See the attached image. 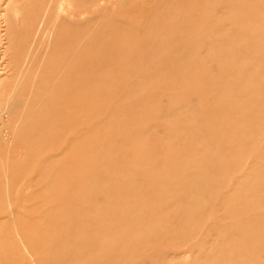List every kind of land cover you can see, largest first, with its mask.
Returning <instances> with one entry per match:
<instances>
[{
  "label": "rangeland",
  "instance_id": "374dc122",
  "mask_svg": "<svg viewBox=\"0 0 264 264\" xmlns=\"http://www.w3.org/2000/svg\"><path fill=\"white\" fill-rule=\"evenodd\" d=\"M6 1L0 264H264V0Z\"/></svg>",
  "mask_w": 264,
  "mask_h": 264
},
{
  "label": "bare ground",
  "instance_id": "6f19581e",
  "mask_svg": "<svg viewBox=\"0 0 264 264\" xmlns=\"http://www.w3.org/2000/svg\"><path fill=\"white\" fill-rule=\"evenodd\" d=\"M10 1H11V2H10ZM27 1H28V0H27ZM29 1H30V0H29ZM17 2H18V0H13V1H12V0H8V1H6V3H7V8H8V9H7V12H8V10H9L10 8H12L14 5H16ZM31 2H32V1H31ZM31 2H30V4H32ZM33 2L36 4V2H35L34 0H33ZM27 3H28V2H27ZM34 3H33V4H34ZM8 5H9V7H8ZM26 5H27V4H26ZM28 5H29V4H28ZM28 5H27V6H28ZM61 5H62V4H61ZM261 5H262V4H261ZM31 6H32V5H31ZM35 6H36V5H35ZM28 7H29V6H28ZM60 7H62V6H60ZM60 7H59V8H60ZM63 7H65V6H63ZM15 8H16V7H15ZM29 8H30V7H29ZM31 8H32V7H31ZM33 8H34V5H33ZM20 9H21V8H19V10H20ZM26 9H27V8H26ZM34 9H36V8H34ZM31 11L34 12V10H31ZM31 11H30V12L27 11V12H29V13L31 14ZM54 11H55V10H54ZM61 11H62V9H61ZM25 12H26V11H25ZM33 12H32V15H30V14H28V13H27V14L33 17L34 15H36V14H33ZM52 12H53V10L51 11V13H52ZM4 13H5V12H4ZM7 14L9 15V13H7ZM17 14H18V13H17ZM27 14H26V15H27ZM59 14H60V13H59ZM59 14H58V15H59ZM55 15H56V13H55ZM46 16H47V15H46ZM53 16H54V15H53ZM53 16H52V17H53ZM24 17H25V16H24ZM57 17H59V16H57ZM57 17H56V19H57ZM7 19H8V17L6 18V20H7ZM34 19L37 20V18H34ZM48 19H49V18H48ZM56 19H55V20H56ZM58 19H60V18H58ZM61 19H63V18H61ZM19 20H20V19H19ZM32 20H33V19H32ZM41 20H42V19H41ZM43 20H44V19H43ZM28 21H30V19L27 20L26 23H28ZM49 21H50V20H49ZM56 21H58V20H56ZM56 21H55V22H56ZM61 21H62V20H61ZM61 21L59 20L57 23L59 24V22H61ZM64 21L66 22V20H63L62 22H64ZM8 22H9V20H8ZM8 22H7V24L10 25V26H9V28H10V27H11V23L9 24ZM36 22H37V21H36ZM36 22H34V20H33V23H34V24H36ZM41 22H43V21H41ZM41 22H40V23H41ZM53 22H54V21H53ZM67 22H68V21H67ZM38 23H39V22H37V25H38ZM45 23H46V21H45ZM20 24H21V23H20ZM24 24H25V23H24ZM34 24H32V26H34ZM41 24H42V23H41ZM47 24H48V21H47ZM52 24H53V23H52ZM54 24H55V23H54ZM58 24H57V25H58ZM70 24H71V23H70ZM27 25H29V23H28ZM27 25H26L25 27H27ZM43 25H44V24H43ZM61 25L63 26V25H65V24H61ZM6 26H7V25H6ZM35 26H36V25H35ZM35 26H34V27H35ZM46 26H47L48 30H46V29H47ZM46 26H44V27H45V28H44L45 30H44V29H42V30H44V31L46 32L47 35H45V34H43V33H42L43 35L40 34L41 36H43L42 38H41V36L39 37V38L42 39L41 41L46 40V39H48L50 36H52V35H51V31L53 30L54 27H53L52 25H50V26L46 25ZM25 27L23 26V30H24ZM29 27H30V26H29ZM40 27H42V26H39V28H40ZM51 27H52V30H51ZM73 27H74V25H73ZM5 28L7 29V27H5ZM55 28H56V27H55ZM55 28H54V29H55ZM67 28H68V30H69V26H68ZM75 28H76V27H74V30H76ZM77 28H78V27H77ZM32 29H33V28L31 27L29 30H32ZM36 29H37V28H36ZM58 29H59V28H58ZM60 29H61V28H60ZM71 29H72V28H71ZM71 29H70V30H71ZM112 29H115V28H112ZM8 30H9V29H8ZM42 30H41V31L38 30V32H36V31H35V32L39 34V31L42 32ZM74 30H72V31H74ZM120 30H122V29H119V31H120ZM126 30H127V29H126ZM126 30H125V31H126ZM4 31H6V30H4ZM4 31H3V32H4ZM77 31H78V30H77ZM79 31H80V30H79ZM111 31H112V30H111ZM32 32H33V30H32ZM32 32H30V34H31ZM35 32H34V33H35ZM49 32H50V33H49ZM113 32H114V31H113ZM116 32H117V31H116ZM116 32H115V33H116ZM120 32H121V31H120ZM120 32H119V34H120ZM10 33H12V32H10ZM28 33H29V32H28ZM28 33H27V35H29ZM36 33H35V36L37 37L38 34L36 35ZM105 33H107V32H105ZM110 33H111V32H110ZM115 33H114V34H115ZM122 33H123V32H122ZM52 34H53V33H52ZM54 34H55V31H54ZM80 34H81V31H80L79 33H77L76 35H75V33H74L73 36H76V37H77V36L80 35ZM111 34H112V33H111ZM116 34H117V33H116ZM8 35H9V34H8ZM25 35H26V34H25ZM27 35H26V36H27ZM44 35H45V36H44ZM5 36H6V35H5ZM26 36H25V37H26ZM38 36H39V35H38ZM120 36H121V34H120ZM6 37H7V36H6ZM36 37H35V38H36ZM52 37H54V36H52ZM81 37H82V34H81ZM81 37H80V38H81ZM39 38H38V39H39ZM50 38H51V37H50ZM71 38H72V37H71ZM10 39H11V38H10ZM33 39H34V38H33ZM38 39H36V40H38ZM51 39H52V38H51ZM51 39H50V40H51ZM76 39L78 40V38H75V40H76ZM82 39H83V38H82ZM85 39H86V40H85ZM85 39L82 40V42H85V41H86V42H89V40H91V39H89V38H88L89 40H88L87 38H85ZM120 39H122V38H120ZM17 40H18V39H17ZM17 40H16V41H17ZM24 40H26V39L24 38ZM24 40H23V41H24ZM36 40H35V42H36ZM87 40H88V41H87ZM16 41H15V44H16ZM21 41H22V40H21ZM39 41H40V40H39ZM39 41H38V42H39ZM41 41H40V43H43V42H41ZM79 41H81V40H79ZM18 42H20V40L17 41V44H18ZM35 42L33 41V45H34ZM47 42H48V41H47ZM47 42H46V43H47ZM71 42H72V41H70V43H71ZM73 42H76V41H73ZM82 42H81V44H82ZM86 42H85V43H86ZM124 42H125V41H124ZM8 43H9V42H8ZM23 43H24V42H23ZM78 43H79V42H78ZM13 44H14V43H13ZM20 44H21V43H20ZM20 44H18V45H20ZM47 44H49V42H48ZM68 44H69V43H68ZM68 44H66L65 46L69 47V48H68V51H69V49H70V47H71V46H70L71 44H70L69 46H68ZM74 44H76V43H73V45H74ZM79 44H80V43H79ZM83 44H84V43H83ZM8 45H9V44H8ZM11 45H12V43H11ZM36 45L38 46L39 43H38V44L36 43ZM76 45H77V44H76ZM76 45H75V47H76ZM86 45H88V44L86 43ZM86 45H85V47H87ZM31 46H32V45H31ZM41 46H42V45H41ZM41 46H40V48H41ZM43 46H45V44H44ZM46 46H47V45H46ZM79 46L82 47V45H79ZM4 47H5V46H4ZM8 47H9V46H8ZM8 47H7V48H8ZM20 47H22V46L20 45ZM34 47H35V46H34ZM60 47H61V46H60ZM73 47H74V46H73ZM73 47H71V49H72ZM14 48H15V47H14ZM37 48H38V47H37ZM40 48H39L38 50L36 49L37 52L40 50ZM58 48H59V47H58ZM62 48H63V47H62ZM64 48H65V47H64ZM64 48H63V49H64ZM5 49H6V48H5ZM42 49H43V48H42ZM42 49H41V50H42ZM44 49H45V48H44ZM65 49H67V48H65ZM65 49H64L63 51H65ZM71 49H70V50H71ZM75 49H76V50H75V52H74L73 54H75L76 51L78 50L77 48H75ZM80 49H82V51H83V48H80V47H79V50H80ZM41 50H40V51H41ZM4 51H5V50H4ZM40 51H39L38 53H40ZM43 51H44V50H43ZM48 51H49V49H48ZM51 51H52V50H51ZM63 51H60L59 53H55V51L53 50V54L55 53L56 55H57V54L59 55V54H60L61 52H63ZM68 51H65V52L68 53ZM82 51H81V53H82ZM57 52H58V51H57ZM71 52H72V51H71ZM71 52H70V54H72ZM5 53H7V51H6ZM51 53H52V52H50V54H51ZM63 53H64V52H63ZM61 54H62V53H61ZM73 54H72V55H73ZM3 55H4V54H3ZM58 55L55 56V58L58 57ZM79 55H80V51H79ZM33 56H34V55H32V57H33ZM53 56H54V55H53ZM59 56L62 57L63 55H62V56L59 55ZM76 56H77V55L72 56V57L69 56V57L72 58V60H71L70 58H69V60H70L71 62H74L73 57H75V62H74V63H75V64H76V63L78 64V61H79L78 59L80 58V56L83 57V55L78 56L79 58L76 57ZM32 57H31V58H32ZM37 57H39V56H37ZM42 57H43V54H42ZM50 57H51V55H50ZM64 57H65V55H64ZM35 58H36V57H35ZM44 58H46V57H44ZM51 58H53V57H51ZM58 58H59V57H58ZM36 59H37V58H36ZM36 59H35V60H36ZM63 59H64V58H63ZM35 60H32V59H31V61H33V62H34ZM50 60L52 61V59H50ZM59 60H60V59H58V63H57V60H56V63H55V61L53 60V61H54V64H56V66L58 65V66L60 67L59 62L61 63V61L64 62V63H66V60H65V61H63L62 59H61L60 61H59ZM69 60H68L69 63L67 62L66 65L68 64L69 66L67 65V67H68L69 69H71V68H70V63H71V62H70ZM80 60H82V59H80ZM53 61H52V63H53ZM61 64H62V63H61ZM77 64H76V65H77ZM46 65H47V64H46ZM48 65H49V64H48ZM48 65H47V66H48ZM73 65H74V64H73ZM78 65H79V64H78ZM78 65H77V66H78ZM31 66L33 67V63H32ZM56 66H54V68H57V67H58V66H57V67H56ZM74 66H75V65H74ZM52 67H53V65H52ZM62 67H63V66H62ZM65 67H66V66H65ZM67 67H66V68H67ZM71 67H72V66H71ZM34 68H35V67H34ZM38 68H39V67H38ZM63 68H64V67H63ZM63 68H62V71L65 70V69H63ZM73 68H74V67H72V70H73ZM75 68H76L77 71H78V68H77V67H75ZM51 69H52V68H51ZM51 69H49L50 72H52ZM69 69H67V70H69ZM35 70H36V68H35ZM37 70H38V69H37ZM45 70L47 71V69H45ZM55 70H57V69H55ZM55 70H54V71H55ZM74 70H75V69H74ZM74 70H73V71H74ZM38 71H39V70H38ZM54 71H53V72H54ZM59 71H60V69H59L58 71H55L54 73L57 72L56 75L58 76V75H60V74H59ZM69 71H70V70H69ZM75 71H76V70H75ZM32 72H34V69H33ZM50 72H48V73H50ZM70 72H71V71H70ZM70 72H68V76H69L68 78H69V79H70V75H69ZM38 73H39V72H38ZM40 73H41V72H40ZM60 73L62 74L63 72L60 71ZM66 73H67V72H65V74H66ZM33 74H35V73H33ZM33 74H32V75H33ZM50 74L53 76L52 73H50ZM50 74H49V76H50ZM74 74H75V72H74ZM74 74H71V75H72L71 78H73V77H74V78H76V77H80L81 72L79 71V75H78V73L76 72V74H77L76 76H75ZM35 75H36V74H35ZM52 76H51V78H49V77H48V78H49V79H52V80L55 79V80H57V81L59 82V80H58L59 77H56V76L54 75L56 78H52ZM62 76H63V75H62ZM64 76H65V75H64ZM64 76H63V77H64ZM1 77H3V76L1 75L0 78H1ZM34 77L36 78V76H34ZM65 77H66V76H65ZM37 78H38V77H37ZM37 78H36V79H37ZM68 78H66V79L69 80ZM74 78H73V80L70 79V80H72L73 82H71V81L69 82V81H68V82H65V83H66V84H69V85H71V83H72V85H73L74 81L76 80V79L74 80ZM36 79H35V80H36ZM38 79H39V78H38ZM45 79H46V78H45ZM49 79H48V80H49ZM61 79H62V77H61ZM78 79H79V78H78ZM78 79H77L76 81H78ZM63 80H64V79H63ZM79 80H80V79H79ZM1 81H2V80L0 79V82H1ZM32 81H33V80H32ZM50 81H51V80H49V82H50ZM57 81H55V82L57 83ZM64 81H65V80H64ZM2 82L4 83V81H2ZM36 82H38V81H36ZM44 82H46V81L43 79V83H44ZM51 82H53V81H51ZM47 83H48V82H47ZM60 83L63 85L64 82L62 83V81H61V82H59L58 84H60ZM39 84H40V83H39ZM39 84H38V85H39ZM49 84H50V83H49ZM52 84H53V83H51L50 86L47 84L46 86H49V87L51 88V85H52ZM31 85H32V82H31ZM38 85H37V87H38ZM41 85H42V82H41ZM55 85H57V84L54 83V86H55ZM72 85H71V88H72V87H75V88H77V91H78V89L82 88V87L75 86V85H79L78 83H77V84H74V86H72ZM4 86H5V84H4ZM33 86H34V84H33ZM54 86L52 85V87H53V91H54ZM57 86H58V85H57ZM79 86H80V85H79ZM22 87H23V86H22ZM37 87H36V88H37ZM39 87H40V86H39ZM39 87H38V88H39ZM41 87H42V86H41ZM43 87H44V86H43ZM43 87H42V88H43ZM58 87H59V86H58ZM61 87H62V86H61ZM61 87H60V88H61ZM66 87H67V86H66ZM69 87H70V86H68V89H67V90L70 89ZM38 88H37V90H41V89H42V88H41V89H38ZM60 88H59V90H62V89H60ZM44 89H45V87H44ZM46 89H47V88H46ZM14 90H17V89L14 88ZM37 90H36V92H38ZM48 90H49V89H48ZM65 90H66V88H65ZM65 90H64V91H65ZM71 90H73V92L76 91V90L74 91V89H71ZM77 91H76V92H77ZM3 92H4V91H3ZM32 92L35 93V91H32ZM32 92H31V93H32ZM49 92H51V90H50ZM49 92H48V93H49ZM56 92H57V91H56ZM13 93H15V92L13 91ZM42 93H44V92H42ZM51 93H52V92H51ZM63 93H64V92H63ZM63 93H62V94H63ZM231 93H232V91H231ZM235 93H237V92H235ZM20 94H21V93H20ZM35 94H36V93H35ZM39 94H41V91H40ZM39 94H37V95H39ZM44 94H46V92H45ZM60 94H61V92L58 93V95H59V96H63V95H60ZM13 95H15V94H13ZM31 95H32V94H31ZM37 95H36V96H37ZM41 95H42V94H41ZM41 95H40V96H41ZM49 95H50V94H49ZM55 95H57V94H55ZM58 95H57V97L59 98ZM236 95H237V94H236ZM33 96H34V94H33ZM40 96L36 97L35 99H37V100H34L33 102H34V103H35V101L38 102V98H39ZM45 96H46V95H45ZM75 96H76V94H75ZM43 97H44V96H43ZM243 97H244V96H243ZM11 98H12V95H11ZM13 98H14V96H13ZM15 98H16V97H15ZM17 98H18V97H17ZM20 98L23 99V97H20ZM29 98H30V97H29ZM33 98H34V97H33ZM33 98H31V99H33ZM44 98H45V97H44ZM50 98H52V97H50ZM53 98H54V96H53ZM53 98H52V99H53ZM61 98H62V97H61ZM61 98H60V99H61ZM75 98H76V97H74V99H75ZM48 99H49V97H48ZM10 100H11V99H10ZM19 100H20V99H19ZM28 100H29V99H28ZM28 100H27V101H28ZM39 100H43V98H42V99L40 98ZM45 100H46V98H45ZM56 100H57V99H56ZM62 100H64V99H62ZM231 101H232V100H231ZM15 102L17 103V101H15ZM28 102H29V103H28ZM28 102H27V103L30 104V102H32V100H30V101H28ZM39 102H40V101H39ZM227 102H228V100H227ZM22 103H23V105H24V103H25L24 100H23ZM41 103H42V101H41ZM41 103H40V104H41ZM57 103H58V102H57ZM9 104H10V103H8V105H9ZM20 104H21V103H20ZM35 104H36V103H35ZM8 105H7V106H8ZM15 105H16V104H15ZM23 105H21V106L19 105V107H22ZM31 105L33 106L34 104L31 103ZM37 105H39V104H37ZM43 105H45V103H43ZM54 105H55V103H54ZM7 106H6V107H7ZM10 106H11V105H10ZM26 106L28 107V105H26ZM6 107H5V108H6ZM17 107H18V106H17ZM23 107L27 109V107H25V106H23ZM5 108H4V110H5ZM9 108H10V107H9ZM9 108H8V109H9ZM34 109H35V108H34ZM32 110H33V109H32ZM5 111H6V110H5ZM38 111H39V110H38ZM33 113H34V112H33ZM170 113H171V112H170ZM32 115H33V114H32ZM32 115H31V116H32ZM45 115H46V114H45ZM55 115H56V114H55ZM31 116H30V118H31ZM45 117H46V116H45ZM17 118H18V117H17ZM17 118H16V119H17ZM30 118H28V120H30ZM19 119L21 120V118H19ZM28 120H27V121H28ZM18 122H19V121H18ZM23 122H24V121H23ZM181 122H182V121H181ZM25 123H26V122H25ZM30 123H31V121H30ZM52 123H53V122H52ZM186 123H187V122H186ZM198 123H199V121H198ZM17 124H19V123H17ZM182 124H183V123H182ZM13 125H14V124H13ZM13 125H12V126H13ZM41 125H42V124H41ZM41 125H39V126H41ZM183 125H184V124H183ZM186 125H187V124H186ZM17 126H18V125H17ZM17 126H16V128H17ZM22 126H23V125H22ZM20 127H21V126H20ZM20 127H19V128H20ZM200 127H201V126H200ZM34 128H35V127H34ZM188 128H190V127H188ZM190 129H191V128H190ZM15 130L18 131V128L15 129ZM15 130H14V132H15ZM19 131H20L19 133H21L22 130H19ZM34 131H35V130H34ZM193 131H194V130H193ZM22 132H23V131H22ZM186 132H187V131H186ZM14 134H15V133H14ZM20 136H21V135H20ZM12 137H13V136H12ZM18 137H19V136H18ZM207 137H208V136H207ZM167 138H168V137H167ZM209 138H210V137H209ZM169 140H170V139H169ZM178 144H179V143H178ZM24 150H25V149H24ZM179 153H180V152H179ZM62 154H63V153H62ZM180 155H181V154H180ZM58 156H59V155H58ZM181 156H183V155H181ZM148 158H149V157H148ZM170 161H171V160H170ZM63 166H64V165H63ZM179 169H180V167H179ZM181 170H182V169H181ZM177 187H178V186H177ZM167 194H168V192H167Z\"/></svg>",
  "mask_w": 264,
  "mask_h": 264
}]
</instances>
